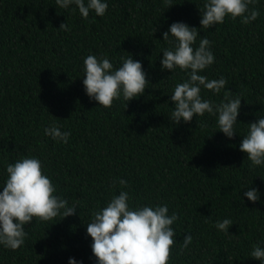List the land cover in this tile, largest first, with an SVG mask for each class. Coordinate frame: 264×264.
<instances>
[{"label":"trees","instance_id":"16d2710c","mask_svg":"<svg viewBox=\"0 0 264 264\" xmlns=\"http://www.w3.org/2000/svg\"><path fill=\"white\" fill-rule=\"evenodd\" d=\"M104 2L103 16L90 11L85 19L55 0H0V191L8 164L37 158L54 194L77 208L63 219L34 218L19 249L0 245V264H97L86 224L121 191L131 210L167 205L169 216L178 214L168 264H261L250 252L264 248V164L251 167L239 146L248 125L264 117V0L249 6L260 12L255 21L225 17L208 29L200 28L205 0ZM174 22L198 29L194 48L210 41L214 63L199 74L227 81L219 93L201 88V98L219 104L230 91L242 99L231 139L216 115L171 119L170 96L191 71L161 70L170 47L162 34ZM128 54L141 63L147 88L99 106L83 86L84 59L108 58L118 68ZM52 125L70 133L67 143L45 135ZM252 188L255 203L244 196ZM224 219L232 221L227 232L214 227Z\"/></svg>","mask_w":264,"mask_h":264},{"label":"clouds","instance_id":"9594fccd","mask_svg":"<svg viewBox=\"0 0 264 264\" xmlns=\"http://www.w3.org/2000/svg\"><path fill=\"white\" fill-rule=\"evenodd\" d=\"M55 3L62 9L75 5L85 19L90 11L103 16L108 7L104 0H87V3L85 0H55ZM164 3L171 7V0H164ZM255 4L256 0H205L199 10L200 28L221 24L225 17H239L243 24L255 21L260 12L249 7ZM59 29L68 30V25L61 23ZM197 37L198 29L182 22L172 23L162 34L163 41L170 47L163 50L161 70H191L187 73V80L177 83L170 96L174 105L171 119L179 124L181 120L188 123L194 116L205 113L216 115L219 132L231 139L236 135L234 125L237 124L242 99L230 91H225L224 100L219 104L201 98V88L219 93L225 89L227 81L223 77L209 80L199 74L214 63L215 57L209 50L210 41L206 37L200 39L198 47H193ZM121 61L118 68H114L108 58L98 59L94 55L83 61L86 95L99 106L109 108L121 96L128 102L142 95L149 84L139 61H134L130 54L126 58L122 56ZM44 133L65 143L70 136L69 132H62L55 125L46 128ZM239 150L246 154L251 167L264 164V117L248 125ZM6 173L7 179L0 191V245L5 248L15 251L24 244L27 237L24 226L32 223L34 218L47 222L58 215L63 219L76 214V205L69 206L66 199L54 194L56 188L43 173L39 159L22 157L14 164H8ZM118 183L127 186L124 180ZM244 196L253 203L259 199L255 188L246 191ZM128 201V192L121 191L102 210L93 211L91 222L86 224V234L92 240L91 252L97 264H168L175 243L171 225L179 218L178 214L169 216L167 205L131 210ZM231 224V220L224 219L217 221L214 227L227 232ZM191 243L192 237L185 236L180 251ZM250 256L264 264V248L254 245ZM68 264H75L74 259L70 258Z\"/></svg>","mask_w":264,"mask_h":264}]
</instances>
